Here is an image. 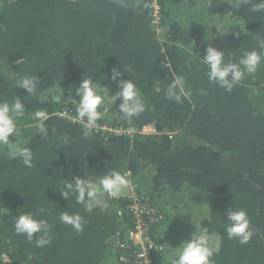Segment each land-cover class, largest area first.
Masks as SVG:
<instances>
[{"label":"trees","instance_id":"trees-1","mask_svg":"<svg viewBox=\"0 0 264 264\" xmlns=\"http://www.w3.org/2000/svg\"><path fill=\"white\" fill-rule=\"evenodd\" d=\"M189 1L161 0L165 31L159 32L148 0H0V101L23 96L17 141L33 153L32 167H26L0 146V264H113L109 241L127 222L115 217L123 205L106 197L107 210L85 212L74 196L65 200L61 193L73 175L97 179L112 170L130 172L140 195L158 207L152 238L164 250L152 254L153 264H172L179 247L202 228L219 244L213 264H264V96L256 93L264 64L229 93L208 81L195 56L212 46L236 62L245 51H259L264 11H251L258 0H210L206 35L202 25L183 17ZM113 68L136 83L146 107L126 121L119 101L109 99L99 109L100 122L137 131L153 125L160 135L88 130L85 137L82 124L57 115L66 109L75 114L68 101L78 99L75 89L84 76L103 95L114 94ZM24 75L40 78L35 95L16 87ZM175 76L185 78L184 90L191 93L180 103L166 97ZM61 90L65 98L58 105L52 97ZM40 109L50 114L46 138L30 115ZM167 132L176 134L169 139ZM149 168L153 175L145 182ZM230 207L248 214L255 234L246 245L227 236ZM64 211L84 217L83 232L60 223ZM25 212L52 225L50 245L38 248L35 239L15 234L14 217Z\"/></svg>","mask_w":264,"mask_h":264},{"label":"clouds","instance_id":"clouds-1","mask_svg":"<svg viewBox=\"0 0 264 264\" xmlns=\"http://www.w3.org/2000/svg\"><path fill=\"white\" fill-rule=\"evenodd\" d=\"M251 11H264V0L252 3ZM240 32H242L241 28ZM240 32L235 33L237 39ZM259 47V51L255 49L245 51L236 62H233L231 58L226 60L225 51L212 46L206 47L202 58L198 54L195 56L199 57L200 62L206 66L208 81L230 93L234 86L240 84L246 76L254 75L259 67L264 64V41L260 43ZM107 78L104 76V79ZM111 80L117 84L118 90L110 96L103 95L97 84L91 78L85 76L79 87L75 89V96L78 97V100L75 101V115L71 119L84 124L85 137L89 135L88 130L98 126L97 122L103 117V112L99 109L106 100L110 99L113 105L119 101L118 111L126 121L139 117L145 111V101L136 83L131 79H123L119 68L112 69ZM39 82L40 78L34 75L18 76L15 81L16 87L26 90L29 95L36 94ZM184 85L185 78L175 76L167 87L166 97L175 100L177 103L182 102V97L187 98L191 95L190 92L184 90ZM103 89L109 92L107 87H103ZM22 98L23 96L15 95L11 102L7 100L0 101V146L7 149L10 159L19 158L26 167H32V150L17 141L19 136L17 121L23 118L26 113L25 105L22 103L24 99ZM64 98L65 95L61 90V93L52 97V101L59 105L63 103ZM30 115L32 120L38 122L36 128L41 137H48L49 129L45 123L50 118L48 111L40 109L31 112ZM52 131L55 132V128ZM123 131L129 137H132L137 129L135 126H130ZM10 137L13 139H10ZM129 176L130 173H121L116 170L107 172L97 179H86L73 175L71 179L64 181L61 193L65 200L74 196L76 203L82 205L85 212H92L96 208L105 211L109 208V204L105 200L106 196L112 199L121 197L131 183ZM39 211L44 213L45 209L40 208ZM226 220L228 223L225 231L229 239H236L241 245H246L251 241L255 233L246 210L230 207L227 210ZM59 221L64 225L71 226L77 233L83 232L86 224V220L82 215L79 213L70 214L67 211L61 212ZM13 227L15 234L26 237L29 243H32L35 239V246L38 248L48 246L52 242V225L46 219L38 218L32 212L15 216ZM119 228L112 234L109 241L110 247L112 239ZM111 249L114 253L112 247ZM218 250L219 244L212 243V237H210L206 228H202L200 231L196 229L191 234L190 239L179 247L172 264H213L212 257ZM142 258L145 264H149L143 254Z\"/></svg>","mask_w":264,"mask_h":264},{"label":"built area","instance_id":"built-area-1","mask_svg":"<svg viewBox=\"0 0 264 264\" xmlns=\"http://www.w3.org/2000/svg\"><path fill=\"white\" fill-rule=\"evenodd\" d=\"M148 1L152 25L159 32H164V7L161 0ZM196 2L198 1L196 0ZM199 2H202L209 7V2L207 0H200ZM75 101L76 99H72L69 100L68 103H73L76 106ZM57 115L84 126L83 123L71 119V117L75 115L73 110L66 109L59 112ZM97 123L98 126L94 129H90V132L129 137L126 132L123 131L127 128L123 126L103 124L100 120ZM136 133L141 135L161 134L153 125H146L141 130L136 131ZM136 133L133 136H135ZM166 134L169 139H173L176 133L167 132ZM129 179L131 183L121 197L118 199H112L106 196L111 202L118 201L121 205H123L122 209H117L116 218L119 222H125V220L127 221L124 225L121 224L119 230L112 239L111 247L114 250L113 255H115L117 260L122 264H145V261L142 258L143 254V256L149 261V264H153L152 254L161 253L164 250V247L157 244L152 238L153 224L157 223L159 220L158 207H152L146 197L140 195L138 191V184L133 179L131 173Z\"/></svg>","mask_w":264,"mask_h":264},{"label":"rangeland","instance_id":"rangeland-1","mask_svg":"<svg viewBox=\"0 0 264 264\" xmlns=\"http://www.w3.org/2000/svg\"><path fill=\"white\" fill-rule=\"evenodd\" d=\"M209 7L203 3H197L194 1L192 4H190L189 8H186V10L183 13V17L187 19V22L189 19L191 20L192 24L194 25H202L206 30L205 34L208 35V25L210 24L209 22V16H208V11ZM181 16V13H180ZM179 22H181V18L178 19ZM182 23V22H181ZM189 24H187L188 26ZM3 76L0 75V78ZM256 93L259 95L264 96V83L261 84L260 87L256 88ZM1 151H7L6 148L1 146ZM153 175V171L151 168L147 169L145 171V177L143 178V181L147 182L149 179V176L151 177ZM128 189V188H127ZM125 189V190H127ZM104 198V197H103ZM113 264H122L119 262L116 258L113 260Z\"/></svg>","mask_w":264,"mask_h":264},{"label":"crops","instance_id":"crops-1","mask_svg":"<svg viewBox=\"0 0 264 264\" xmlns=\"http://www.w3.org/2000/svg\"><path fill=\"white\" fill-rule=\"evenodd\" d=\"M194 1H196V0H192V1H189V2H190V4H192ZM207 1L209 2V7H210L212 2L210 0H207ZM197 3H202V2H197Z\"/></svg>","mask_w":264,"mask_h":264}]
</instances>
